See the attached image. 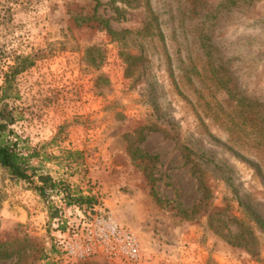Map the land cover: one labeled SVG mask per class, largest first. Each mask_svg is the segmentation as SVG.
I'll return each mask as SVG.
<instances>
[{
    "label": "rangeland",
    "instance_id": "1",
    "mask_svg": "<svg viewBox=\"0 0 264 264\" xmlns=\"http://www.w3.org/2000/svg\"><path fill=\"white\" fill-rule=\"evenodd\" d=\"M2 89L31 164L139 264H264V0H0ZM62 198L0 169V242L29 240L0 264H65Z\"/></svg>",
    "mask_w": 264,
    "mask_h": 264
},
{
    "label": "built area",
    "instance_id": "2",
    "mask_svg": "<svg viewBox=\"0 0 264 264\" xmlns=\"http://www.w3.org/2000/svg\"><path fill=\"white\" fill-rule=\"evenodd\" d=\"M67 212V215L65 213ZM56 259L65 264L100 260L107 264H139L136 235L101 205L64 207L52 236Z\"/></svg>",
    "mask_w": 264,
    "mask_h": 264
},
{
    "label": "trees",
    "instance_id": "3",
    "mask_svg": "<svg viewBox=\"0 0 264 264\" xmlns=\"http://www.w3.org/2000/svg\"><path fill=\"white\" fill-rule=\"evenodd\" d=\"M122 1V0H119ZM128 2V0H123ZM236 0H227L234 4ZM250 1V0H248ZM101 27L108 33H113L106 21L100 22ZM4 91L0 94V169L12 180L21 181L31 185V189L40 198H45L48 193L55 195L61 194L65 207L77 206L91 207V199L87 196H81L79 193H73L69 187L59 180H53L48 174L40 173L39 170L31 164L35 157L32 153H24L19 146V141L9 129L13 124L15 117L4 102ZM239 103V101L237 100ZM56 215L55 210L50 214V218ZM28 239L21 241L12 240L10 242H0V261L9 260L24 251Z\"/></svg>",
    "mask_w": 264,
    "mask_h": 264
}]
</instances>
